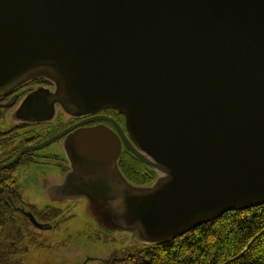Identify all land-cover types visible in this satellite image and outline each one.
Segmentation results:
<instances>
[{"label":"water","instance_id":"obj_1","mask_svg":"<svg viewBox=\"0 0 264 264\" xmlns=\"http://www.w3.org/2000/svg\"><path fill=\"white\" fill-rule=\"evenodd\" d=\"M38 78L54 90L15 115L124 118L64 142L98 228L154 244L264 204V0H0V99ZM122 146L152 184L123 176Z\"/></svg>","mask_w":264,"mask_h":264},{"label":"flooded vegetation","instance_id":"obj_2","mask_svg":"<svg viewBox=\"0 0 264 264\" xmlns=\"http://www.w3.org/2000/svg\"><path fill=\"white\" fill-rule=\"evenodd\" d=\"M37 89L53 91L54 86L48 80L33 79L0 99V264L3 260L5 264H25L24 255L51 246L50 236L60 234L72 216L67 202H79L81 197L74 193L78 191L76 182L72 187L66 184L71 171L66 136L78 128L98 125L115 130L111 120L127 134L123 116L111 108L73 116L54 104L53 115L45 120L29 121L15 115L26 95ZM69 128L73 129L66 132ZM124 150L122 146L121 152ZM151 178L149 174V182ZM40 200L42 204H38ZM88 227L95 239L116 241L113 233L94 223ZM119 252L112 250L105 258L86 257L79 264L106 262Z\"/></svg>","mask_w":264,"mask_h":264},{"label":"trees","instance_id":"obj_3","mask_svg":"<svg viewBox=\"0 0 264 264\" xmlns=\"http://www.w3.org/2000/svg\"><path fill=\"white\" fill-rule=\"evenodd\" d=\"M121 165V173L132 184L155 180L154 171L127 150L118 159ZM134 242L135 247L95 264H264V204L227 212L173 240Z\"/></svg>","mask_w":264,"mask_h":264},{"label":"rangeland","instance_id":"obj_4","mask_svg":"<svg viewBox=\"0 0 264 264\" xmlns=\"http://www.w3.org/2000/svg\"><path fill=\"white\" fill-rule=\"evenodd\" d=\"M42 203L43 200H40L38 204ZM67 204L71 207L72 216L60 234L56 237L50 236L51 246L27 252L24 255L25 264H79L84 262L86 257L105 258L112 250L122 251L128 246L135 247L136 243L130 242V237L125 234L114 235L116 241L113 243L95 239L88 227L89 223L93 222L87 214L85 200L80 198L79 202Z\"/></svg>","mask_w":264,"mask_h":264}]
</instances>
